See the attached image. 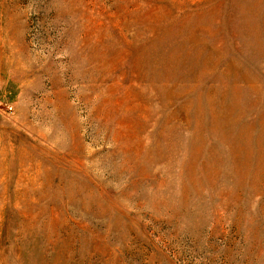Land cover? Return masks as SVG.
Wrapping results in <instances>:
<instances>
[{"label": "rangeland", "instance_id": "obj_1", "mask_svg": "<svg viewBox=\"0 0 264 264\" xmlns=\"http://www.w3.org/2000/svg\"><path fill=\"white\" fill-rule=\"evenodd\" d=\"M0 264H264V0H0Z\"/></svg>", "mask_w": 264, "mask_h": 264}]
</instances>
